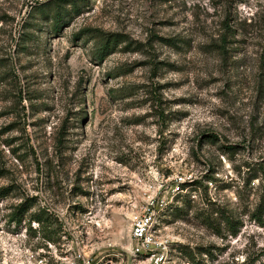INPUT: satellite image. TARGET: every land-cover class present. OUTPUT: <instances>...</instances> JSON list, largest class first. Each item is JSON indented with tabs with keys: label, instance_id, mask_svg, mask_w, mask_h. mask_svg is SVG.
<instances>
[{
	"label": "rangeland",
	"instance_id": "1",
	"mask_svg": "<svg viewBox=\"0 0 264 264\" xmlns=\"http://www.w3.org/2000/svg\"><path fill=\"white\" fill-rule=\"evenodd\" d=\"M156 262L264 264V0H0V264Z\"/></svg>",
	"mask_w": 264,
	"mask_h": 264
},
{
	"label": "built area",
	"instance_id": "2",
	"mask_svg": "<svg viewBox=\"0 0 264 264\" xmlns=\"http://www.w3.org/2000/svg\"><path fill=\"white\" fill-rule=\"evenodd\" d=\"M153 232L154 220L151 213L135 216L131 227V239L137 253L146 252L157 244Z\"/></svg>",
	"mask_w": 264,
	"mask_h": 264
},
{
	"label": "trees",
	"instance_id": "3",
	"mask_svg": "<svg viewBox=\"0 0 264 264\" xmlns=\"http://www.w3.org/2000/svg\"><path fill=\"white\" fill-rule=\"evenodd\" d=\"M54 20H55V23L57 24L58 23V16L55 17ZM227 30L230 32V27H227ZM230 36H234V33H232V31L230 32ZM117 43H118L117 40L116 39H112L111 37H108L106 39L103 38V40L101 41V44L99 46V51H98L99 54L101 56H103L106 53H108L109 51H113L115 49V46H116ZM34 220H35V218H34ZM37 221H39V219Z\"/></svg>",
	"mask_w": 264,
	"mask_h": 264
}]
</instances>
